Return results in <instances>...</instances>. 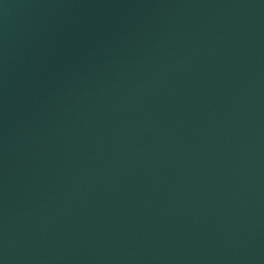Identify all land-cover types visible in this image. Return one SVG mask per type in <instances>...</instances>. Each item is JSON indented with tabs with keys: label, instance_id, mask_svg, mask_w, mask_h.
I'll return each mask as SVG.
<instances>
[{
	"label": "water",
	"instance_id": "obj_1",
	"mask_svg": "<svg viewBox=\"0 0 264 264\" xmlns=\"http://www.w3.org/2000/svg\"><path fill=\"white\" fill-rule=\"evenodd\" d=\"M0 264H264V0H0Z\"/></svg>",
	"mask_w": 264,
	"mask_h": 264
}]
</instances>
